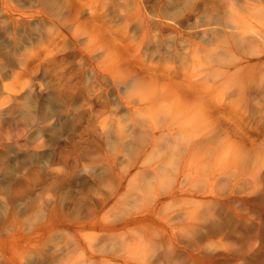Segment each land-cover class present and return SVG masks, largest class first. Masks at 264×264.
Returning <instances> with one entry per match:
<instances>
[{"label":"rangeland","instance_id":"rangeland-1","mask_svg":"<svg viewBox=\"0 0 264 264\" xmlns=\"http://www.w3.org/2000/svg\"><path fill=\"white\" fill-rule=\"evenodd\" d=\"M244 1L251 9L238 22L228 14L241 0H0V110L18 118L24 139L13 144L14 122L8 126L0 113L7 126L0 128V264H264V0ZM151 18L155 26L140 46L139 59L150 68L144 77L156 90L175 85L185 98L181 77L193 74L196 90L187 102L199 103L192 97L200 91L212 110L204 153L186 135L172 146L167 131L179 121L167 111L172 100L158 106L163 117H152L163 131L159 152L151 153L145 110L152 109L133 116L141 122L134 125L119 98L124 87L88 71L104 58L97 55L103 47L118 51V38L136 42ZM193 42L199 52L189 54ZM47 45L59 50L56 57L95 49L91 62L74 60L82 69L78 87L100 85L96 94L106 101L84 105L96 124H105L99 154L106 159L65 169L32 149L42 142L50 150L72 128L65 109L73 105L52 97L53 67L37 56ZM214 65L221 70L212 78ZM31 85L45 94L42 100ZM37 122L49 123L46 134ZM117 123L120 133L110 131ZM145 155L150 160L142 162ZM151 164L166 176L159 189L141 173ZM32 166L35 179L28 176L8 194L7 180ZM44 169L53 174L44 178ZM152 210L155 216L137 221ZM213 226L218 231L207 232Z\"/></svg>","mask_w":264,"mask_h":264},{"label":"bare ground","instance_id":"bare-ground-1","mask_svg":"<svg viewBox=\"0 0 264 264\" xmlns=\"http://www.w3.org/2000/svg\"><path fill=\"white\" fill-rule=\"evenodd\" d=\"M202 6V2L197 3L191 10V14L188 15V19L191 15H193V11H197ZM217 6V5H215ZM214 6V7H215ZM213 7V8H214ZM234 9L230 10L228 14L229 19H234L235 21H242L243 14L245 12H249L251 9V6L244 0H241L240 3L236 4ZM155 26L154 19H149L145 21V25L141 27L140 35L141 37L138 38L136 42H130L128 39H122L118 38V43L120 48L118 51H110L109 47L106 46V48L103 47V51L101 53H98L97 55L100 56L104 53V58L102 60L94 59L95 55H92V53L95 51L94 48H90L86 51H82L81 49L76 47L77 52L73 53V56L69 58L67 55L62 53L61 56L56 57L59 50L53 48L50 45H47L42 51L37 53L38 57H42L41 62L45 63V65L52 66L53 67V75L52 78L54 79V93L52 92V97L57 99L60 102H63L65 105L71 104L73 105V109H65L66 113H70L72 115V128L68 129L65 134V141L62 140L53 144L51 146L50 150H42L43 144L42 142H36L32 149L35 151H39L40 154L48 155L51 158H55L54 162H59L64 165L65 169H71L74 168L76 165H78L80 160H88V163H94L100 159L102 155H104V158L106 159V154L102 153L99 154L100 144L103 140V134L104 132V126L96 124V119H92L91 112L89 108H86L84 105H88L90 108L93 105L98 104H104L106 101L103 99H99V96L96 94V91L98 87H101L100 85L92 86V87H78V81H80V76L82 74V69L80 66H77L75 62V57L84 58L86 57L89 62H91V58L94 59V62L90 65L88 71H90L92 74L99 79H103L107 75H111L112 82L115 85L121 84L124 87V90L121 92L122 94H119V98L122 105L126 106L131 114V118L133 119L134 125L135 123L138 125H141V122L136 118H133V116L140 117L142 115L143 108H151L145 110V114H148L151 116L150 118V128L148 129L150 132V152L151 153H158L160 150V147L158 143L156 142V137L162 132L163 130L160 129L161 125H158L156 121L154 120L155 115L159 114L160 112L162 114L158 115L160 118L163 117L165 112L161 109L158 110V106L162 102H165V100H172V104L174 107L168 108L167 111H169V115L175 111L174 117H176L179 121L175 124L174 129L169 127L170 129L167 131L172 140V146L175 145L177 141H180L183 139V137L186 135L191 138L192 141H194L198 146V151L201 153H204L206 151V141L204 139H207L206 137L209 136V131L205 130L207 128L208 123V117L210 116L208 111L206 109V103L210 100H207L206 102H202V96L204 94H201L200 91L194 92V95L192 98H199L200 101L198 103L199 108H197L195 111H189L187 105H182L180 103V100H182L185 103H188L190 100L191 95L188 93L193 92L196 90L195 82L191 81L190 79L193 77V74L184 73L181 78L186 76L185 84L180 85L183 87L181 89L184 91L185 98H181L179 96L178 91L175 88V85L169 84L168 88L156 90L154 87V84L151 80H147L144 76L146 75L145 71H149L150 68H148L145 63L140 61V46L143 43V39L149 34V31L152 27ZM213 28H206L204 30V33H208V31L212 30ZM93 37V36H91ZM52 42V39L51 41ZM227 44V43H225ZM197 42L192 43V47L190 49L189 54H194L196 51L199 52L198 48L196 47ZM113 49V48H111ZM1 53L5 56V50L2 49ZM205 53L211 54V50L209 48H205ZM1 55V56H3ZM94 57V58H93ZM211 61V59L209 60ZM208 61V62H209ZM220 68H218L216 65H214L213 68H209L207 72V76H210L212 78L219 77L220 75ZM153 71V70H152ZM218 71V72H216ZM170 71H166L167 75H170ZM0 74L5 75V64L1 62L0 60ZM98 79V78H97ZM98 79L97 82L100 80ZM229 81L234 79H231L227 77ZM226 82V80H224ZM97 87V88H94ZM186 89V91H185ZM29 92H31L36 100H42L45 97V94L43 92L38 91L34 87V85H31L28 88ZM131 92H137L138 95L130 96ZM238 95H242L243 91L241 89H237ZM190 96V97H189ZM245 98V96L242 97V99ZM188 100V102H187ZM94 103V104H93ZM93 104V105H91ZM136 104V105H135ZM78 105V107H76ZM209 105V104H208ZM89 109V110H88ZM150 111V112H149ZM3 110H0V113L2 114ZM219 112H223V108L220 107ZM4 117L3 121L8 125L11 126L12 122H14V128H16V141L13 143L14 145L17 144L18 141H24L22 138L23 132L22 129L18 130L20 122L17 117L12 116L11 114H7L6 111L3 112ZM0 114V115H1ZM167 114V113H166ZM65 115V114H62ZM172 116V115H171ZM205 116H207V119L205 120ZM7 127L6 125H1L0 122V128ZM49 123H43V122H37V128L42 133H47L49 130ZM116 129L111 127L110 131H118V123L117 126H115ZM24 130V128H23ZM214 132H212L213 134ZM77 137V140L75 139ZM67 145L66 149L65 146ZM192 149L195 147V144H192ZM41 147V148H38ZM69 151V152H68ZM9 158H12L10 155ZM150 155H145L142 162H145L146 160L149 161L148 158ZM148 158V159H147ZM170 159H172L170 157ZM176 160H181L180 157H177ZM168 161H163L164 168H168ZM113 163V161H112ZM82 166H85L81 164ZM36 166H32L30 168H26L22 171L20 175H16L14 177H11L7 180V193L10 194L13 189H18L20 186H24L27 184V178L28 176H31V179H35L34 176L31 173L32 170H34ZM144 170V169H142ZM142 175H145L148 180V185L150 184H156L155 189H159L163 187V184L161 182L162 180L166 178V176L161 172V168L159 165H149L145 171H141ZM51 169H44L43 171V177L48 178L52 175ZM120 180V178H119ZM176 180H172L170 182L171 185L175 183ZM156 192V191H155ZM16 194V193H15ZM12 194L11 197H13ZM157 197V196H156ZM155 216L156 212L152 210L149 214L139 218L137 221H145L150 216ZM53 217H55V211L54 209L49 210L47 219L50 222V220H53ZM47 221V223H48ZM13 227V226H12ZM213 226L211 228L207 229V232H216L218 231V227ZM206 231H203L202 234H205Z\"/></svg>","mask_w":264,"mask_h":264},{"label":"clouds","instance_id":"clouds-1","mask_svg":"<svg viewBox=\"0 0 264 264\" xmlns=\"http://www.w3.org/2000/svg\"><path fill=\"white\" fill-rule=\"evenodd\" d=\"M135 95H138L137 92H131L130 93V96H135ZM180 103L182 105H187L189 111H195L197 108H199V105L196 101H192L190 103H185L182 100H180ZM171 115H175V111H173V113Z\"/></svg>","mask_w":264,"mask_h":264}]
</instances>
